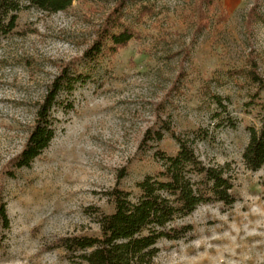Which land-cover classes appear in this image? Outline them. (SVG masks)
I'll return each instance as SVG.
<instances>
[{
	"label": "rangeland",
	"instance_id": "1",
	"mask_svg": "<svg viewBox=\"0 0 264 264\" xmlns=\"http://www.w3.org/2000/svg\"><path fill=\"white\" fill-rule=\"evenodd\" d=\"M122 2L123 21L140 39L84 61ZM219 5L203 30V0H77L58 14H19L0 50V200L10 220L7 229L0 223V264H70L56 240L97 234L98 214L114 211L115 188L139 195L138 183L160 169L155 150L141 143L164 121L181 136L205 134L197 153L208 164L230 166L237 202L198 208L183 220L193 226L191 236L161 241L154 264H264V168L252 172L242 158L248 128L260 125L258 106L247 107L258 86L241 72L253 55L264 80V0ZM256 6L260 16L247 27ZM145 7L153 13L142 20ZM73 67L86 82L59 95L56 137L30 168L11 176L9 162L22 152L39 106ZM160 148L172 155L178 145L165 132Z\"/></svg>",
	"mask_w": 264,
	"mask_h": 264
},
{
	"label": "trees",
	"instance_id": "2",
	"mask_svg": "<svg viewBox=\"0 0 264 264\" xmlns=\"http://www.w3.org/2000/svg\"><path fill=\"white\" fill-rule=\"evenodd\" d=\"M77 0H0V50L3 39L12 35L18 27L19 14L28 9H36L48 14H58L69 10ZM205 8L199 9L200 30L208 26L210 15L219 9V0H203ZM123 2L108 17L98 31L96 41L85 52L83 60L90 63L107 55H115L128 46L132 40L140 39L131 26L124 23ZM153 9L145 7L140 19L152 14ZM257 6L248 15L247 27L259 17ZM247 78L258 86L247 107L258 106L259 127H249V142L242 158L252 172L264 168V102L260 95L264 90V80L259 74L256 58L251 55L248 70H243ZM239 71H231L232 76ZM86 76L77 67L72 72L64 69L53 82L50 92L39 106L36 121L22 152L9 162L12 169L30 168L40 158L56 137L54 109L59 95L72 93L75 85L84 83ZM216 104L227 112L222 97H215ZM228 126L236 127V122L228 118ZM165 132L177 142L178 149L168 154L160 148ZM205 134L196 130L178 135L167 122L160 127L149 129L141 143V149H154L153 156L160 164L159 171L138 183L139 195L119 187L109 193L114 211L100 212L97 217L99 232L93 235H71L56 240V247L62 248L70 264H154L160 253L158 247L163 240L181 241L191 236L193 226L183 220L193 215L205 205L220 204L231 208L237 202L235 180L229 165H213L204 162L197 153L198 142L206 140ZM156 144L157 147H153ZM0 223L7 229L10 220L6 204L0 200Z\"/></svg>",
	"mask_w": 264,
	"mask_h": 264
}]
</instances>
